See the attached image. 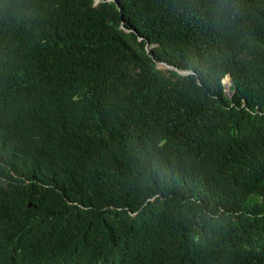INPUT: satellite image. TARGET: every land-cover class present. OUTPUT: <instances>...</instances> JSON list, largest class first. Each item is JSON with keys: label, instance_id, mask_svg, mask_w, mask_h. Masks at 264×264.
<instances>
[{"label": "trees", "instance_id": "1", "mask_svg": "<svg viewBox=\"0 0 264 264\" xmlns=\"http://www.w3.org/2000/svg\"><path fill=\"white\" fill-rule=\"evenodd\" d=\"M41 2L33 17L47 12L52 40L82 47L80 56L58 68L33 45L32 72L23 74L9 47L3 73L26 81L66 78L77 93L72 109L124 114L113 147L89 141L81 120L74 138L63 139L68 118L61 115L39 131L62 140L57 155L37 163L27 178L0 180V204H10L18 242L0 245V264H54L66 248L67 264L128 257L118 241L130 230L128 210L147 194L155 195L148 201L153 212L170 221L182 216L187 232L216 241L203 253L200 240L186 239L152 264H264V0H132L129 6L124 0L121 9L91 0ZM11 3L19 16H0V23L24 20L40 0ZM146 39L155 43L148 51ZM56 53L71 55L66 46ZM156 60L194 71L160 68ZM225 73L231 96L221 82ZM115 84L119 95L112 97ZM152 112L151 129H138ZM36 145V136L11 127L0 111V174L19 170ZM51 214L58 215L52 226Z\"/></svg>", "mask_w": 264, "mask_h": 264}, {"label": "clouds", "instance_id": "2", "mask_svg": "<svg viewBox=\"0 0 264 264\" xmlns=\"http://www.w3.org/2000/svg\"><path fill=\"white\" fill-rule=\"evenodd\" d=\"M122 1L124 0H91V4L97 5L100 2H104L110 6L113 5L117 9H121L119 3ZM126 1L128 2L126 6L133 3L132 0ZM156 3L162 4L163 0H156ZM43 8L44 6L40 0L39 9L27 10L24 20L0 23V111L5 121L11 127L34 135L37 138L36 149L24 160L19 170L10 169L8 177L0 174V180H12L13 182L18 177L27 178L37 163L48 161L57 155L62 138L43 135L39 131L50 125L51 120L58 115H61L63 119L68 118L66 133L63 139L72 140L74 138L79 121L81 120L84 123L85 137L89 141L99 140L110 147L116 146L117 143L115 127L118 118L124 113L113 109H96L94 112L89 113L72 109V101L77 97V93L72 83L66 78L26 81L18 80L16 77L3 73L1 64L9 47H12L14 55L18 58V67L23 74H30L32 72L30 48L33 45L41 47L43 52L48 54V61L58 68L70 64L69 60L80 56L79 50H82V47L57 45L52 40L49 34L52 23L43 17V14L47 12L42 13L38 18L33 17L30 12L38 13ZM8 15H13V17L19 16L13 10L11 0H0V16L8 17ZM120 27L126 31H135L137 39L143 38L138 30L124 26L123 21L120 22ZM154 44V42H148V39H146V50L148 51ZM62 46L68 47L71 51L68 59L65 57L61 58L56 53ZM155 63L157 67L172 68L181 74L194 71L190 68H180L164 60H156ZM227 77L228 87L225 80ZM98 79L100 77L96 76L95 80ZM221 82L225 93L231 96L233 88L231 86L232 79L230 74L225 73L221 77ZM31 87H35V93L30 92ZM117 95L119 94L117 84H115L111 87V96L115 97ZM156 108H158L161 114L160 106L156 104ZM152 115L153 112L142 120H139L138 129H151ZM131 123L132 117L130 119ZM64 168H62V171ZM107 175H109V172H105L102 175L101 181ZM68 178L70 179V176ZM154 196L147 194L139 207L131 208L127 212L130 216L128 219L130 230L118 242L129 250L128 257L110 256L104 262L97 264H152L157 257L175 251L177 246L186 239H192L193 241L200 240L203 253H206L210 245L216 242L209 234H202L201 236V233H197L195 230L187 232L189 226L184 227L182 225L185 221V218L182 216H174L170 221L166 215L153 212L148 206V201L149 199H153ZM73 204L83 205L77 200H74ZM26 205L32 206V201L27 200ZM116 209H121V207H116ZM221 209L223 210V208ZM141 210H145V216L138 215ZM57 217L58 215L51 214L50 226L55 223ZM112 217L114 218V215ZM15 221L10 204H0V245L7 246L8 244H12L14 246L18 244L14 238L17 229ZM261 230H264V228ZM98 240H105L104 233L98 235ZM69 253L68 248L57 253L59 261L54 264H67L66 257Z\"/></svg>", "mask_w": 264, "mask_h": 264}, {"label": "bare ground", "instance_id": "3", "mask_svg": "<svg viewBox=\"0 0 264 264\" xmlns=\"http://www.w3.org/2000/svg\"><path fill=\"white\" fill-rule=\"evenodd\" d=\"M225 80H226V86L228 87V85H227V80H228V77L227 78H225ZM67 232V231H66ZM70 232H73V231H70ZM65 233V232H64ZM78 233H80L79 231H78ZM71 234V233H70ZM73 234H75V233H73ZM81 234V233H80ZM55 237H56V234L54 235ZM60 236V235H59ZM62 236V235H61ZM64 236V235H63ZM62 236V237H63ZM66 236H67V234H66ZM66 236H64V237H66ZM45 237V236H44ZM51 236H49V238H50ZM58 237V236H57ZM76 237V236H75ZM48 238V239H49ZM51 238H53V237H51ZM71 238V237H70ZM74 238V237H73ZM77 238H78V235H77ZM46 239V238H45ZM55 239V238H54ZM59 239H61V238H59ZM51 240V239H50ZM53 240V239H52ZM58 240V239H57ZM65 240V239H64ZM47 241V240H46ZM60 241H62V240H60ZM70 241V240H69ZM79 241H81V240H78V241H76L77 243L79 242ZM44 242V241H43ZM51 242V241H50ZM63 242V241H62ZM66 242H68V241H66ZM74 242H75V240H74ZM48 243V242H47ZM56 243V242H55ZM54 243V244H55ZM59 243H61V242H59ZM79 244V243H78ZM58 245V244H57ZM64 245V244H63ZM62 245V246H63ZM66 245V244H65ZM70 245H73V243L71 244V241H70ZM76 245V244H75ZM67 246V245H66ZM61 247V246H60ZM68 247V246H67ZM75 247V246H74ZM77 247V246H76ZM50 248V247H49ZM63 249H64V246L62 247ZM70 248V247H69ZM61 249V248H60ZM59 249V250H60ZM71 249H72V247H71ZM74 249V248H73ZM16 250H17V248H16ZM70 250V249H69ZM75 250V249H74ZM50 251H51V249H50ZM58 251V250H57ZM72 253V252H71ZM70 254V253H69ZM56 256V255H55ZM69 256V255H68ZM71 256V255H70ZM69 256V257H70ZM48 258H52V257H48ZM57 259V258H56ZM67 260V259H66Z\"/></svg>", "mask_w": 264, "mask_h": 264}, {"label": "rangeland", "instance_id": "4", "mask_svg": "<svg viewBox=\"0 0 264 264\" xmlns=\"http://www.w3.org/2000/svg\"><path fill=\"white\" fill-rule=\"evenodd\" d=\"M163 66V65H162Z\"/></svg>", "mask_w": 264, "mask_h": 264}]
</instances>
